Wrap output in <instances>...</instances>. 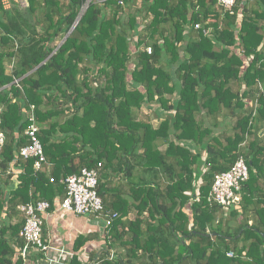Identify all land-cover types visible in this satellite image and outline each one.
Listing matches in <instances>:
<instances>
[{
  "label": "trees",
  "instance_id": "1",
  "mask_svg": "<svg viewBox=\"0 0 264 264\" xmlns=\"http://www.w3.org/2000/svg\"><path fill=\"white\" fill-rule=\"evenodd\" d=\"M26 1L0 4V170L14 160L23 170L8 211L63 198L60 178L101 164L97 193L117 217L86 264H264V0H238L232 13L215 0H102L69 35L86 0ZM147 103L158 106L157 127L139 118ZM30 106L47 161L69 163L53 183L18 154ZM239 157L249 178L224 215L208 196ZM10 227L0 228V264H23L4 237Z\"/></svg>",
  "mask_w": 264,
  "mask_h": 264
},
{
  "label": "built area",
  "instance_id": "2",
  "mask_svg": "<svg viewBox=\"0 0 264 264\" xmlns=\"http://www.w3.org/2000/svg\"><path fill=\"white\" fill-rule=\"evenodd\" d=\"M238 0H215L218 8L223 12L232 13ZM14 3L21 9L27 7L26 0H14ZM4 10L11 7V0H0ZM200 26L196 25L195 29ZM146 48L147 54L152 51ZM18 86V81L14 82ZM19 87V86H18ZM1 112V110H0ZM28 127L25 131L27 144L19 150L20 158L33 161V169L40 172L48 165L44 154L43 146L38 138L39 128L36 123L34 108L30 106L27 113ZM5 133L1 128L0 120V151L5 144ZM101 164L95 168H83L78 173L67 176L61 180L65 188V195L57 202L61 211L72 213L77 216L92 215L101 218L105 226H108L117 217L116 214H105L102 200L97 193L98 180L100 176ZM2 171L0 170V176ZM5 174L10 176L13 170L8 167ZM249 178V168L244 159L239 157L236 162L225 172L214 175L208 201L223 208L237 206L241 202L242 186ZM52 181V180H51ZM24 218V224L20 230L19 237L22 241L20 248V259L23 263L29 260L31 252L47 255L48 264H61L64 251L56 250L43 239V216L51 210V204L47 201H37L35 203L22 204L18 207ZM51 253H54L53 255ZM113 252L110 251L109 260L113 259ZM232 257V253H228Z\"/></svg>",
  "mask_w": 264,
  "mask_h": 264
},
{
  "label": "crops",
  "instance_id": "3",
  "mask_svg": "<svg viewBox=\"0 0 264 264\" xmlns=\"http://www.w3.org/2000/svg\"><path fill=\"white\" fill-rule=\"evenodd\" d=\"M89 2V0H86ZM15 4L14 0H11V5ZM88 8V7H87ZM240 22V17H239ZM12 68V62L6 64V73L8 74ZM0 110L2 113L3 108L0 106ZM150 113H155V116L152 117L151 120L160 121V119L156 116L158 111V106L154 110L152 107L148 110ZM29 112V111H28ZM27 116V114L25 113ZM223 119H219L218 122L221 124ZM221 126V125H220ZM39 128V127H38ZM27 129V128H26ZM220 130V129H219ZM26 131V130H25ZM220 131L214 130V135H218ZM24 136L25 132H24ZM260 139L264 143V127L263 131L260 133ZM27 138V137H26ZM62 137L56 138V142L59 144ZM28 142V141H27ZM178 143V142H177ZM181 144V143H180ZM163 148H166L165 146ZM62 150L60 148L54 151V154L57 156V159H61ZM84 154V152L79 153ZM207 153L202 151L201 159L204 161L206 159ZM78 159L74 160V164H78ZM57 166L48 161V165L44 167L40 172L45 175V177L49 178V182L53 183L52 173L61 175L62 170L61 166H68L67 159L62 157L61 160L56 161ZM10 167L13 170V174L8 176L5 174L6 169ZM8 167L5 170H1L2 174L0 176V191L2 192L1 198L5 200V206L0 214V228L4 226H11L8 231L5 232L4 237L7 241L11 249L12 256L15 259H20V248L22 246V241L19 238H14L13 229L15 225L18 224L23 216L19 212L18 207L22 204H16V210L11 212L8 211L9 205L7 204L8 196L11 192L16 189L18 184L17 177L23 174V170L19 167V162L16 160L10 162ZM203 169V168H201ZM204 171V169H203ZM65 172V171H64ZM55 174V175H56ZM102 172L100 171V175ZM9 177V178H8ZM64 178H60L59 183L61 184V180ZM52 180V181H51ZM62 185V184H61ZM264 190V188H263ZM32 192V190H31ZM30 192V193H31ZM60 197L54 198L53 203H51V210L43 216V239L45 242L49 243L51 247L56 250L64 251L63 257L61 258V264L70 263V260L77 255L79 261L82 264H86L89 260V256L92 253H99L105 248V231H104V221L101 218H97L95 216L87 215V216H77L72 213L61 211L58 207V200ZM44 201V200H40ZM46 201V200H45ZM48 202V201H47ZM31 203V202H30ZM7 204V205H6ZM238 207V206H237ZM224 209V208H223ZM224 215H228L231 211V207L229 210L224 211ZM19 235V234H18ZM88 238V241L84 245V247L75 250V244L79 238ZM113 254H115V250H112ZM52 255L54 253H51ZM47 255L38 254L31 252L29 254V260L23 264H48L46 260Z\"/></svg>",
  "mask_w": 264,
  "mask_h": 264
},
{
  "label": "rangeland",
  "instance_id": "4",
  "mask_svg": "<svg viewBox=\"0 0 264 264\" xmlns=\"http://www.w3.org/2000/svg\"><path fill=\"white\" fill-rule=\"evenodd\" d=\"M100 1H102V0H89V2L88 1H85V3H84V5L82 6V11H83V13L85 12V10L87 9V7L89 6V4L91 3V2H97V3H99ZM215 10L218 12V13H220V11L221 12H223L220 8H217V7H215ZM83 15V14H82ZM146 22H150V19H148ZM140 25H143V26H145V24L141 21L140 23H139ZM64 40V39H63ZM63 40H61L59 43H58V46L63 42ZM165 99H167L168 98V96L166 95L165 97H164ZM149 106V108H153L154 110L157 108V104H155V103H147ZM155 116V113H150L149 111H148V109H147V107L146 106H143V108L140 110V112H139V118L140 119H143V120H146V119H148V120H150V119H152V117H154ZM161 121H156V120H151L150 121V123H151V125L153 126V127H157L158 126V124L160 123ZM112 185H114V183L112 182ZM224 211H226V210H229L227 207H225L224 209H223ZM222 213H224L223 211H221ZM223 215V214H222ZM224 216V215H223ZM233 254V253H232Z\"/></svg>",
  "mask_w": 264,
  "mask_h": 264
},
{
  "label": "water",
  "instance_id": "5",
  "mask_svg": "<svg viewBox=\"0 0 264 264\" xmlns=\"http://www.w3.org/2000/svg\"><path fill=\"white\" fill-rule=\"evenodd\" d=\"M82 14H83V11L81 10V12H80V14H79V16H78V18H77V20H76L74 26L71 28V30H70V32L68 33V35L72 32V30L74 29V27L77 25V23H78L79 19L81 18ZM68 35H67V36H68ZM67 36H66V37H67ZM66 37L64 38L63 42L66 40ZM63 42L57 47V49L63 44Z\"/></svg>",
  "mask_w": 264,
  "mask_h": 264
}]
</instances>
